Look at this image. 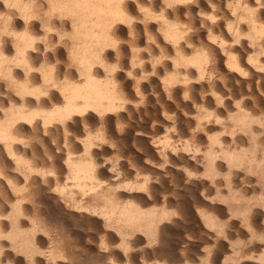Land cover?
I'll return each mask as SVG.
<instances>
[{"label":"bare ground","instance_id":"6f19581e","mask_svg":"<svg viewBox=\"0 0 264 264\" xmlns=\"http://www.w3.org/2000/svg\"><path fill=\"white\" fill-rule=\"evenodd\" d=\"M213 2L0 0V264H264V0Z\"/></svg>","mask_w":264,"mask_h":264},{"label":"rangeland","instance_id":"374dc122","mask_svg":"<svg viewBox=\"0 0 264 264\" xmlns=\"http://www.w3.org/2000/svg\"><path fill=\"white\" fill-rule=\"evenodd\" d=\"M221 4L220 5H218V4H216L215 2H213L212 4H211V6L214 4H216L217 6H221V7H225V0L223 1V0H221V2H220ZM215 5V6H216ZM216 8V7H215ZM209 9V8H208ZM208 12H209V10H208ZM61 133H59L58 135H56V137L58 138L59 137V140L61 141L60 143H59V141H58V139H56L57 141H56V143H57V145H59V146H61L60 148H62V146H63V135L61 134ZM62 137V138H61ZM59 143V144H58ZM61 144V145H60ZM39 145V146H38ZM37 146L35 145V147H36V150L39 152V155H40V157H43V155H42V153L44 154L45 153V149L47 148L45 145L42 147V145L41 144H38ZM41 145V146H40ZM42 147V148H41ZM38 148V149H37ZM42 149H44V150H42ZM43 151V152H42ZM42 155V156H41ZM47 156V155H46ZM39 156H37V158H38ZM177 230L175 231V232H173L172 234H171V240L172 239H174L173 241H170L169 242V244H168V248H171V246L170 245H172V251H174V250H177L176 249V245H178V244H180L179 242H180V240L177 238L178 236H176V235H181L180 234V231H178L177 233ZM175 235V236H174ZM177 240H176V239ZM179 238L181 239V240H183V236H179ZM176 240V241H175ZM244 240V239H243ZM66 241V242H65ZM76 240H63V244H64V246H65V248L67 249L66 251H67V254L69 255V256H72V257H70V258H73V259H70V262H69V258L67 259V263L66 264H86L87 262L89 263V261L88 260H90V258H92L94 255H93V253L91 254V252L90 251H86V248H83L82 246H83V244H82V246H81V243H80V241H76ZM178 241V242H177ZM245 241H246V239H245ZM72 243V244H71ZM78 243H79V246H78ZM68 244V245H67ZM176 244V245H175ZM174 246V247H173ZM75 247H77V248H75ZM174 249V250H173ZM77 251V252H76ZM72 253V254H71ZM71 254V255H70ZM88 254V255H87ZM93 255V256H92ZM81 260H83V261H81ZM76 261V262H75ZM78 261V262H77ZM81 261V262H80ZM85 261H86V263H85ZM69 262V263H68ZM87 263V264H88Z\"/></svg>","mask_w":264,"mask_h":264}]
</instances>
